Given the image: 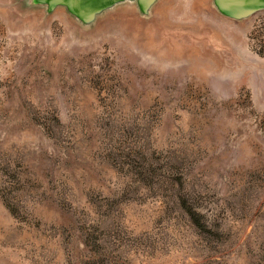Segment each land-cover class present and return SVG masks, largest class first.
Here are the masks:
<instances>
[{"label":"rangeland","instance_id":"rangeland-1","mask_svg":"<svg viewBox=\"0 0 264 264\" xmlns=\"http://www.w3.org/2000/svg\"><path fill=\"white\" fill-rule=\"evenodd\" d=\"M0 264H264V11L0 0Z\"/></svg>","mask_w":264,"mask_h":264},{"label":"water","instance_id":"water-1","mask_svg":"<svg viewBox=\"0 0 264 264\" xmlns=\"http://www.w3.org/2000/svg\"><path fill=\"white\" fill-rule=\"evenodd\" d=\"M159 0H17L26 9H41L51 14L62 9L84 27L92 26L104 14L123 6L136 9L141 16H149ZM216 12L233 21L248 19L257 12L264 11V0H211Z\"/></svg>","mask_w":264,"mask_h":264},{"label":"trees","instance_id":"trees-1","mask_svg":"<svg viewBox=\"0 0 264 264\" xmlns=\"http://www.w3.org/2000/svg\"><path fill=\"white\" fill-rule=\"evenodd\" d=\"M192 210V208L191 209H188V211H191Z\"/></svg>","mask_w":264,"mask_h":264}]
</instances>
